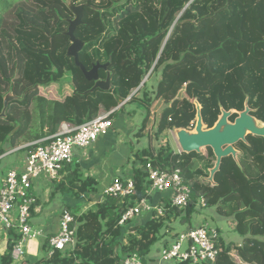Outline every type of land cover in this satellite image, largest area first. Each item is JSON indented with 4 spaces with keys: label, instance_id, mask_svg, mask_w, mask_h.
I'll return each mask as SVG.
<instances>
[{
    "label": "trees",
    "instance_id": "obj_1",
    "mask_svg": "<svg viewBox=\"0 0 264 264\" xmlns=\"http://www.w3.org/2000/svg\"><path fill=\"white\" fill-rule=\"evenodd\" d=\"M8 1L0 0L5 5ZM24 1L34 11L30 21L17 16L14 42L0 37V114L5 98L14 97L6 117L0 118V157L6 146L43 141L64 123L81 126L102 111L114 120L135 105L145 113L135 137L147 138L149 145L133 153L138 162L133 171L134 198L147 196L143 168L148 163L180 169L192 190L187 210L170 209L164 217L153 213L145 223L141 218L123 226L126 207L105 195L94 210L72 212L76 244L71 251L56 250L35 264H121L128 254L153 264L152 247L173 232L174 221L190 222L202 199L219 216L234 219L235 230L243 237L241 245L221 242L217 264H264V137L248 135L246 143L239 142L237 160L224 158L210 182L216 164L213 150L178 153L165 135L192 130L198 105L207 129L214 128L223 110L238 114L247 105L264 124V0ZM70 1L84 7L82 23L75 30V37L85 43L80 62L87 70L96 63L108 64L99 74L102 80L111 74L109 91L92 93L95 82L88 81L67 55L71 42L65 33L74 18ZM18 52L24 66L17 78L12 72L19 67ZM150 72L148 81L160 76L156 88L149 91L147 81L137 91ZM67 78L70 94L53 99L42 94L43 88L65 84ZM163 140L165 145L156 147ZM61 177L57 188L62 193L81 198L97 192L98 182L85 176L79 164H67ZM164 196L160 195L161 202L166 203ZM38 204L32 206V215ZM19 239L10 234L2 264H12ZM44 249L50 251L48 241ZM234 249L238 259L231 256Z\"/></svg>",
    "mask_w": 264,
    "mask_h": 264
},
{
    "label": "built area",
    "instance_id": "obj_2",
    "mask_svg": "<svg viewBox=\"0 0 264 264\" xmlns=\"http://www.w3.org/2000/svg\"><path fill=\"white\" fill-rule=\"evenodd\" d=\"M50 88H43L42 94L53 99L48 91ZM108 115H100L81 126L62 124L57 134L43 141L27 144L21 170L13 168L5 173L0 188V233H14L20 237L11 253L12 264L24 262L23 245L28 240L45 237L50 245L46 257H51L56 250L68 253L74 248L76 231L72 226L75 217L69 209L63 210L60 230L55 235H47L32 225L31 208L37 203L35 184L44 178L59 184L64 167L73 163L74 151L91 147L113 130L114 120L109 119ZM143 172L147 175L149 189L147 196L142 199L134 198L137 191L133 176L126 179L116 176L105 190V195L118 198L126 207L120 220L121 226L148 215L151 217L153 213L164 217L170 209L185 211L190 207L192 190L180 169L164 170L148 163ZM154 194L166 195L164 198L167 197L168 201L154 203ZM198 207L206 209V200L202 199ZM221 242L218 228L209 225L190 227L166 242L160 258L153 261V264H217L222 251ZM231 256L238 259L236 249L231 251ZM121 264L146 263L138 254H128Z\"/></svg>",
    "mask_w": 264,
    "mask_h": 264
},
{
    "label": "crops",
    "instance_id": "obj_3",
    "mask_svg": "<svg viewBox=\"0 0 264 264\" xmlns=\"http://www.w3.org/2000/svg\"><path fill=\"white\" fill-rule=\"evenodd\" d=\"M132 108L133 106L127 109L128 113L119 114L118 117L114 119V128L107 136L101 137L95 144L87 149H76L74 151L73 163L80 165L85 176L93 178L98 182L96 193L86 194L79 198L84 202V206L80 213L94 210L97 203L104 201L105 190L114 177L121 176L126 179L133 176L134 167L138 165L133 153L137 150L143 149V139L137 140L135 135L140 129L143 120L140 121L139 124L136 123L137 120H134V115H137V112H133L135 110ZM105 114H107L105 111L100 113V115ZM26 146L27 144H21L12 149L9 146L5 147L7 152L0 157V188L2 179L9 169L14 168L21 170L23 168ZM147 147L148 145L145 146V148ZM11 158L12 160H9ZM55 184V182L53 183L47 178L40 179L35 184V194L39 204L35 208L32 216L35 217V225H32L36 229L43 230L47 235L59 231V219L57 216L63 205L72 208L78 203V199H75L74 201L69 194L63 193L67 194V197L64 198L65 201L63 200V205L56 206L57 210L54 211V215L51 214L53 218L49 219L45 217L44 220L37 218L38 215H41L44 212L48 204H52L51 202L55 201L57 198L59 199L58 194L62 192L58 190L57 184ZM162 198L163 197H160V195L154 194L153 202H161ZM149 219L150 216L148 215L142 218L140 222L145 223ZM174 235L175 233L172 232L168 237L172 240L174 239ZM9 238L10 235L8 233H0V264H2L4 246L7 245ZM46 241L45 237L38 240L40 243L38 251L29 254L24 251L25 243L23 245L24 262L22 264H35L40 261L41 257H39V254L37 253L39 251H42L44 254L42 258L46 257L47 252L44 249Z\"/></svg>",
    "mask_w": 264,
    "mask_h": 264
},
{
    "label": "water",
    "instance_id": "obj_4",
    "mask_svg": "<svg viewBox=\"0 0 264 264\" xmlns=\"http://www.w3.org/2000/svg\"><path fill=\"white\" fill-rule=\"evenodd\" d=\"M69 8L72 11L74 18L70 21L68 31L65 33L69 37L71 45L68 48V57L74 58L75 64L81 69L85 78L88 81H94L95 86L91 92L96 90L109 91L111 89V74H108L106 80L100 79L99 71L101 69L107 70L108 64L102 65L96 63L91 70H87L80 62L79 53L84 48L85 43L75 37V30L81 25L83 20V6H76L72 1L69 2ZM152 72V71H151ZM143 80L139 91L148 81L150 74ZM135 91L133 95L137 92ZM12 94H9L4 101V110L0 114V118L6 117L7 107L9 102L13 100ZM198 114L196 127L194 130L180 129L176 130V137L178 139L181 152L190 154L193 152L201 153L203 149L211 148L216 157L215 167L211 170L208 181L214 182L216 173L220 170L224 158L232 156L237 160L238 151L235 146L239 142H247L248 135L264 137V124L260 123L252 114L251 108L247 105L243 112L237 114L233 111L223 110L221 117L212 129H207L203 123L201 107L197 106ZM234 114L238 117L234 122L230 119Z\"/></svg>",
    "mask_w": 264,
    "mask_h": 264
},
{
    "label": "rangeland",
    "instance_id": "obj_5",
    "mask_svg": "<svg viewBox=\"0 0 264 264\" xmlns=\"http://www.w3.org/2000/svg\"><path fill=\"white\" fill-rule=\"evenodd\" d=\"M33 13H34L33 9L29 7V5L24 0H9L7 2V5L0 2V37L10 42H14L15 29L18 24L17 16L23 15L27 18L28 21H30L29 17H31ZM18 60H19V67L17 68V70L12 72V75L17 78L21 77L22 69L24 66V59L19 54V52H18ZM68 78L65 80L66 81L65 84L53 86L48 90L51 97L54 98L58 96H63L64 94L66 95V94L71 93L72 88L70 89L68 85L69 84ZM159 79H160V76L156 75L152 77L151 80L148 81L149 91H153L156 88V85L158 84ZM132 106L133 105H129L128 108H131ZM132 109H134L137 112V115H134L135 116L134 120H137L136 123L139 124L140 121L144 120L145 113L143 112V110H137L135 105L133 106ZM195 127H196V122L194 123L192 130H194ZM165 135L169 139V142L172 148L176 152L180 153L181 148L179 146L178 139L176 137V131L167 132ZM146 145H149V142L146 138H144L142 141V148H145ZM161 145H165L164 140L156 142V147L159 148ZM9 160H12V158ZM58 195H59V199L57 198L55 201L51 202L52 204H48L44 212L41 215H38L37 218H40L42 220H44L45 217L49 219L53 218L51 214L54 215L55 213L54 211L57 210L56 206L63 205L64 204L63 200L64 198L67 197V194H63V193H59ZM69 195L74 201L75 199H78L77 200L78 203L72 208H69L68 206L66 207L65 205H63V207L59 210V213L57 216L59 219V230H60V216L65 208L69 209L71 212H74V211L81 212L84 206L83 200L72 196V194H69ZM46 213H49V214H46ZM34 219L35 217H32V220H31L32 224H34ZM231 221L232 220H229L228 218L219 216L216 213V208L202 209L198 207L197 209H194L192 211L190 222L183 223L181 219H178L174 221V223L172 224V228H173V232L175 233V235H179L187 231L190 227L195 228L200 225H209L211 227H215L219 229V231L221 232V238L224 244L228 245L230 243H233V246L241 245L243 242L242 241L243 237L239 235V233L234 229L236 227V222L234 221V219L232 222ZM57 233H54L51 235H55ZM38 240L40 239L28 240V242H26V245L24 246V251L28 254L31 252L38 251V247L40 244ZM170 241L171 239L168 236L161 238L159 242L152 247L150 254H149V258L154 259V261H157L160 258V255L164 248V244ZM37 253L39 254V257H41L40 259H42V256L44 255L43 252L39 251Z\"/></svg>",
    "mask_w": 264,
    "mask_h": 264
}]
</instances>
